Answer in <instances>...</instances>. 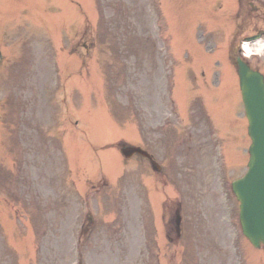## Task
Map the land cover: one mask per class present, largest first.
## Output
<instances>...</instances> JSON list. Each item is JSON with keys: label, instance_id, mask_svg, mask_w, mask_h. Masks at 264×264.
I'll list each match as a JSON object with an SVG mask.
<instances>
[{"label": "rangeland", "instance_id": "374dc122", "mask_svg": "<svg viewBox=\"0 0 264 264\" xmlns=\"http://www.w3.org/2000/svg\"><path fill=\"white\" fill-rule=\"evenodd\" d=\"M263 27L264 0H0V264H243L251 140L217 123L244 135L234 61ZM247 59L264 73V50Z\"/></svg>", "mask_w": 264, "mask_h": 264}, {"label": "water", "instance_id": "95a60500", "mask_svg": "<svg viewBox=\"0 0 264 264\" xmlns=\"http://www.w3.org/2000/svg\"><path fill=\"white\" fill-rule=\"evenodd\" d=\"M238 71L252 143L248 171L234 181L232 187L241 203L243 231L254 245L259 246L264 242V75L251 69L241 58H238ZM136 152L149 156L140 147L123 148L126 156Z\"/></svg>", "mask_w": 264, "mask_h": 264}, {"label": "bare ground", "instance_id": "6f19581e", "mask_svg": "<svg viewBox=\"0 0 264 264\" xmlns=\"http://www.w3.org/2000/svg\"><path fill=\"white\" fill-rule=\"evenodd\" d=\"M244 48L246 50V55L249 56L250 53H260L262 50H264V41L258 40L254 43H244Z\"/></svg>", "mask_w": 264, "mask_h": 264}, {"label": "flooded vegetation", "instance_id": "af4514ba", "mask_svg": "<svg viewBox=\"0 0 264 264\" xmlns=\"http://www.w3.org/2000/svg\"><path fill=\"white\" fill-rule=\"evenodd\" d=\"M89 218H90V220H91V223H92V222L94 223L93 218H92V217H89ZM84 225H85V224H84ZM87 228H88V227H85V228H84L85 231L87 230ZM255 264H262L261 256H260V255H258L257 259L255 260Z\"/></svg>", "mask_w": 264, "mask_h": 264}]
</instances>
